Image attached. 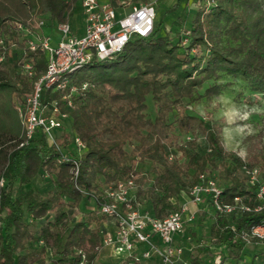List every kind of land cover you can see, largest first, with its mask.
Segmentation results:
<instances>
[{"label":"trees","instance_id":"16d2710c","mask_svg":"<svg viewBox=\"0 0 264 264\" xmlns=\"http://www.w3.org/2000/svg\"><path fill=\"white\" fill-rule=\"evenodd\" d=\"M111 1L117 5L121 0ZM208 1L195 10L184 33L177 31L172 37L162 30V20L155 21L151 35L135 36L121 52L94 58L74 71L72 80L88 81L89 86L73 95V106L67 105L62 92L43 87V104L55 100L69 113L65 124L54 129V143L41 128L26 138L16 110L15 98L21 103L26 100L34 81L46 70L47 59L44 51L29 50L14 23L34 31L38 19L45 18L56 29L58 22H70L79 0H0V36L5 39L0 48L4 53L0 61V178L4 179L0 264L44 262L48 249L63 264H92L100 255L101 229L107 220L98 205L105 187L119 179H133L136 206L156 217L180 207V195L189 191L200 173L223 180L225 203L234 202L236 196L256 202L258 187L249 183L243 167L257 166L264 172V153L250 149L243 158L227 150L221 137L223 125L194 113L189 105L201 97L198 90L206 83L204 96L220 93L228 84L219 81L225 75L243 78L253 91L264 94V0ZM180 3L177 0L168 10H176ZM12 47L18 48L13 59ZM25 61L33 62V76L20 69ZM149 95L157 107L154 117L146 112ZM195 125L206 136L201 151L176 141L178 131ZM77 136L84 144L82 151L71 149ZM181 154L187 160H181ZM144 160L154 163L149 187L144 186L145 172L139 168ZM38 175L50 177L49 191L34 188ZM21 186L26 189L15 193ZM85 198L93 199L96 208L81 212ZM208 201L215 213L202 251L213 256L212 246H224L227 258L241 259L246 245L242 233H250L254 224L264 221V210L225 214ZM206 211L203 208L201 214ZM251 241L264 242V238ZM185 257L199 264V254L189 251Z\"/></svg>","mask_w":264,"mask_h":264},{"label":"built area","instance_id":"2783aa9c","mask_svg":"<svg viewBox=\"0 0 264 264\" xmlns=\"http://www.w3.org/2000/svg\"><path fill=\"white\" fill-rule=\"evenodd\" d=\"M81 8L85 23L83 34L77 33L70 22H58L55 28L59 40L55 44L52 43L51 35L39 37L30 27L20 22L14 23V27L26 38L29 50L44 51L47 59L46 70L34 81L31 93L23 103L16 105L22 117L26 138H31L41 128L55 143L54 129L64 125L69 118V113L62 110L55 100L51 105L43 104V87L62 92L67 105L73 106V95L79 88L86 89L89 86L88 81L81 84L73 81L71 74L74 71L94 58L112 57L121 52L133 36L147 37L154 30L156 9L153 2L122 0L114 5L111 0H81ZM44 23V18L37 21L38 26ZM4 42V37L0 36V48ZM3 59L4 53L0 52V61ZM20 69L29 76L36 73L32 61L23 62ZM75 144L80 150L84 147L78 136L75 137ZM243 168L249 183L258 187L254 204L244 201L240 196H236L232 203H225L217 179L200 173L199 180L189 189L188 199L164 217H156L148 209L136 206L133 179H119L108 184L104 189V199L98 205V212L106 215L109 222H104L101 229L103 245H111L116 253L123 254L126 264L140 263L153 254L159 256V264H192L184 256L185 247L174 238L187 223L195 220L197 212L191 209V204L199 205L210 199L212 207L225 214L264 210V184L260 178V169L246 165ZM3 184L4 179L0 178V186ZM252 237L264 238V221L254 224L250 233H242L246 242H250ZM156 238L165 245L163 248L157 244ZM261 264H264V258Z\"/></svg>","mask_w":264,"mask_h":264},{"label":"rangeland","instance_id":"374dc122","mask_svg":"<svg viewBox=\"0 0 264 264\" xmlns=\"http://www.w3.org/2000/svg\"><path fill=\"white\" fill-rule=\"evenodd\" d=\"M122 1V0H121ZM120 1V2H121ZM129 1V0H127ZM153 2L156 9V24L159 20H162V30L168 32L170 36H175L177 31L182 33L185 32L190 27L191 20L194 16L195 10L201 6L208 4V0H181L179 7L174 10H168L171 8L177 0H148ZM130 2V1H129ZM45 19V18H44ZM45 23L41 26H36L34 32L39 37L51 35L52 43H57L59 40V35L57 32H53V28L48 23ZM70 23L74 30L83 34L85 29V23L82 16L81 0L78 2L75 14L70 18ZM165 28V29H164ZM133 36L132 38H134ZM18 48L12 47L9 50L10 57L16 58L15 51ZM15 70H11L14 73ZM219 81L222 83H227L221 88V92L210 97L204 96L205 86L198 90V93L201 94V97L195 101H192L189 105V109L194 111V113L204 116L205 119H209L214 122L221 123L222 126V143L227 150H233L241 157L245 158L250 149H255L257 151H262L264 153V94L261 92H255L251 89V86L246 80L240 77H234L230 75H225ZM15 107L17 104L21 103L19 99L15 98ZM147 114L151 117H154L156 114V104L152 99L151 95L147 98ZM17 110V109H16ZM18 112V111H17ZM19 114V112H18ZM21 120L22 117L19 114ZM173 112L169 113V117L173 118ZM23 122V121H22ZM188 136H191V141H188ZM176 141L191 145L193 150L201 151L206 144V136L202 129L195 125L193 128H190L188 131H178L176 136ZM128 148L131 147L128 145ZM71 149L75 151H82L74 144L71 145ZM180 159L185 161L187 157L185 155H180ZM154 163L150 160H144L139 163V168L145 172V187H149L155 176L154 171L152 170ZM260 178L264 181V172L260 171ZM219 184L223 182L220 178L216 177ZM34 188L40 193L49 191L52 186V180L50 177H42L38 175L34 181ZM17 189V188H16ZM26 186H21L19 190H25ZM189 191L186 189L181 195L178 205L182 202H185L188 199ZM209 202L206 200L204 202L207 204ZM204 203L199 204L196 208V218L192 223H187L182 232L175 235V241L179 244L185 245L184 241L190 243H199L198 240L204 242L205 234L209 231V222L214 216V211L209 209L207 213L201 214V207L205 206ZM145 203H143V206ZM95 208V202L93 199L85 198L80 204L79 210L81 212H88ZM2 213H0L1 216ZM106 223H109L105 220ZM206 222V223H205ZM34 230L39 229L38 224L33 225ZM194 233L197 236H194ZM200 238V239H199ZM157 244L162 248L165 246L159 238L157 239ZM182 240V241H181ZM203 246V245H202ZM202 246H197L199 250H195V254H199V264H213L217 262L219 264H227L229 258L226 257V249L224 246L215 247L212 246V249L216 250L217 253L211 256L208 252L202 251ZM205 246V245H204ZM203 246V247H204ZM259 253L256 259L257 264H261L264 258V243L260 246ZM200 251V252H199ZM202 251V252H201ZM251 248L245 246V253L242 258L244 261L250 262L253 261L254 255L250 254ZM156 254H153L151 258H156ZM153 258V259H154ZM232 263H236L237 259H231ZM93 264H114L112 262H101L98 261Z\"/></svg>","mask_w":264,"mask_h":264},{"label":"crops","instance_id":"0c3cea01","mask_svg":"<svg viewBox=\"0 0 264 264\" xmlns=\"http://www.w3.org/2000/svg\"><path fill=\"white\" fill-rule=\"evenodd\" d=\"M53 32H56V29H54ZM204 205L205 206L204 207L202 206L200 209L203 210V208H204V209H206L208 211L209 207L205 203H204ZM197 206L198 205H193V204L190 205L192 210H196V208L198 209L199 207H197ZM184 243H186L185 245L182 244L185 247L184 256H186L189 253V251L195 252L196 249L199 250V248L196 247V244H197V246L204 245L203 242L194 243L192 241L190 243L189 242L187 243L186 240L184 241ZM263 243H264L263 241L246 242V245L249 246V248H251V250H252V251H250V254L254 255L255 257H254L253 261H250V262L244 261L243 258H241L239 260L237 259L236 262H241L243 264H257L256 263V259L258 258L257 255L260 252L259 253H255V251L256 252L259 251L258 248L260 249V246H262ZM214 251L217 253L216 250H214ZM45 256L46 257H45V261L44 262H36L35 264H63V263L57 261L58 256L54 255L52 250L48 249L47 255H45ZM153 258L144 259L139 264H159V256L157 255L156 258H154V259ZM97 261L99 263H101V262H112L114 264H126L125 256L123 254L116 253L114 247L111 246V245H103L102 246V248L100 250L99 257L93 263H95ZM83 264H86V263H83ZM227 264H235V263H232V261L230 259V260H228Z\"/></svg>","mask_w":264,"mask_h":264}]
</instances>
